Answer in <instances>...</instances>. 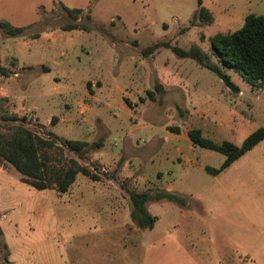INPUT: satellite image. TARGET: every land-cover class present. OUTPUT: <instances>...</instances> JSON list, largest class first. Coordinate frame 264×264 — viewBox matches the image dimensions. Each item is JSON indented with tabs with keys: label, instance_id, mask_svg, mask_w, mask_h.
Instances as JSON below:
<instances>
[{
	"label": "rangeland",
	"instance_id": "rangeland-1",
	"mask_svg": "<svg viewBox=\"0 0 264 264\" xmlns=\"http://www.w3.org/2000/svg\"><path fill=\"white\" fill-rule=\"evenodd\" d=\"M62 6L82 12L74 20ZM199 6L211 13L210 22L199 19ZM248 14L264 15V0H0V20L25 28L17 37L0 29V68L7 71L0 72V115L25 117L42 136L102 140L80 161L100 180L77 174L62 194L21 182L0 158V264H73L72 251L88 264L95 247L105 246L94 242L102 232L91 223L108 219L115 204V197L99 192L120 188L127 200L129 190L182 192L184 203L207 208L200 221L211 239L219 235L215 228L232 224L224 211L235 209L239 191L264 196V139L213 175L204 167L218 168L225 155L187 137L198 127L214 142L240 145L264 126V87L226 69L238 86L234 93L194 59L166 47L197 46L218 63L209 37L239 28ZM69 22L88 29H60ZM156 43L162 45L144 52ZM168 206L148 203L160 221L143 231L139 243L147 249L152 240L169 237L182 246L153 264H217L221 251L214 243L198 239L196 249L187 250L190 237L175 230L177 216ZM75 225L90 228L73 237ZM117 251L107 249L110 255Z\"/></svg>",
	"mask_w": 264,
	"mask_h": 264
},
{
	"label": "trees",
	"instance_id": "trees-1",
	"mask_svg": "<svg viewBox=\"0 0 264 264\" xmlns=\"http://www.w3.org/2000/svg\"><path fill=\"white\" fill-rule=\"evenodd\" d=\"M62 8L74 20L82 12L80 8L66 6ZM197 16L205 22H210L212 19L211 13L203 6H199ZM0 29L7 36L12 37L22 36L25 33L24 27L14 26L5 20H0ZM60 29L65 31L86 30L88 27L82 23L69 22L61 25ZM30 36L35 38L38 34L34 33ZM209 44L211 54L216 56L218 63L213 62L210 56L197 46L183 49L166 44V47L178 57L194 59L201 67L217 75L224 86L234 93L238 91V86L225 72L226 69H232L252 87H264V15H246L239 28L210 36ZM160 45L162 44L156 43L146 48L144 52L151 51ZM0 72L7 74L2 68ZM157 88L161 89V86L157 85ZM147 93L151 100L155 99L152 91ZM7 121L15 123L4 126L2 122ZM25 121V117L16 114L3 113L0 115V158L20 174L21 182L35 189H53L56 193L62 194L69 189L77 174H82L94 181L100 179L98 174L80 161L87 158L91 147L97 149L101 147V139L89 144L86 141L52 137L49 133L42 136L29 128ZM169 129L171 132L178 133L176 127H169ZM187 137L193 145L225 155L218 168L204 167L207 172L216 175L264 139V126L249 133L240 145L229 141L214 142L203 137L198 127L190 128L187 131ZM66 151L72 153L73 156H67ZM128 196L131 204L130 218L143 229H151L156 220V217L147 210L146 203L162 199L179 204L184 203L183 198L163 190H129ZM1 236L0 227V246L5 248L1 243ZM6 260L8 262V254H6Z\"/></svg>",
	"mask_w": 264,
	"mask_h": 264
},
{
	"label": "crops",
	"instance_id": "crops-1",
	"mask_svg": "<svg viewBox=\"0 0 264 264\" xmlns=\"http://www.w3.org/2000/svg\"><path fill=\"white\" fill-rule=\"evenodd\" d=\"M15 61L16 59H13L11 65L16 69L19 64ZM167 192L176 194L183 199L185 197L179 191ZM99 194L115 197V204L109 207L108 219L91 223L93 227H101L100 230L102 232L101 236L93 239L94 242L105 246L95 247L96 250L91 261L85 263L153 264L154 262L164 260L169 252L179 250L182 246L179 241L169 237L162 241L152 240L147 249H144L142 244L139 243L143 236V231H152L160 221L158 215H154L149 211L147 208L148 203L159 202L168 203L169 213H174V216H177V220H173L175 230L183 236L190 237V241L187 243V250L191 248L194 251L199 242L198 239H202L220 247L221 257L217 260V264H264V196L261 198V195L254 190H242L238 192L235 209L224 211L227 218L228 214L232 216V224H224L215 228V231L219 234L216 239H211L208 236L207 230L203 226L204 224L200 221L206 218L207 208L195 204L192 200H187L183 204L167 199L146 203L147 210L151 215L156 217V220L151 229H143L130 218L131 204L124 197L125 192L122 189L117 188L112 191H103L99 192ZM180 205L184 207L182 211L179 210ZM209 212L211 213L212 210H209ZM86 227L90 228V226ZM86 227L75 225L72 236L80 237V235L84 234L81 233ZM106 246L108 247L106 248ZM108 248L117 249L118 254H108ZM70 253V260L73 264H82L84 262L77 258L78 254L75 252L72 251ZM191 260L193 261L192 264H196L195 260ZM201 264L207 263L201 262Z\"/></svg>",
	"mask_w": 264,
	"mask_h": 264
}]
</instances>
